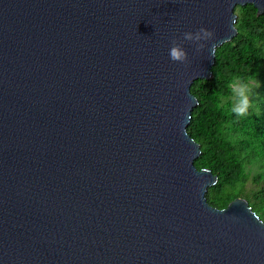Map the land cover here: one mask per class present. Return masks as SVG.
<instances>
[{
	"label": "water",
	"instance_id": "1",
	"mask_svg": "<svg viewBox=\"0 0 264 264\" xmlns=\"http://www.w3.org/2000/svg\"><path fill=\"white\" fill-rule=\"evenodd\" d=\"M264 0H0V264H264L247 199L212 206L187 133L235 8ZM182 42L187 64L173 62Z\"/></svg>",
	"mask_w": 264,
	"mask_h": 264
},
{
	"label": "trees",
	"instance_id": "2",
	"mask_svg": "<svg viewBox=\"0 0 264 264\" xmlns=\"http://www.w3.org/2000/svg\"><path fill=\"white\" fill-rule=\"evenodd\" d=\"M234 11L237 34L216 48L212 77L191 85L198 104L187 133L200 145L195 167L217 176V182L208 188V202L224 208L233 199L245 197L264 220V102L237 117L230 99V84L236 78L259 80L264 93V13L257 16L251 4ZM257 107L260 114L255 112ZM248 182L254 185L251 193L244 189Z\"/></svg>",
	"mask_w": 264,
	"mask_h": 264
},
{
	"label": "clouds",
	"instance_id": "3",
	"mask_svg": "<svg viewBox=\"0 0 264 264\" xmlns=\"http://www.w3.org/2000/svg\"><path fill=\"white\" fill-rule=\"evenodd\" d=\"M215 38H216L215 32L213 30H208L203 27L199 28L195 33L192 32L183 33V41L191 42L192 44H194L197 53L202 52L210 44V48H209L210 56H215L216 53L217 46L215 43H213ZM169 56L173 62H178L181 64H187L188 62L187 52L182 47V42H178L177 40H173L171 42V47L169 49ZM230 88L235 97V103L232 106L231 111L237 117L246 116L249 110L253 107L251 100V95H252L251 82L247 80H241L240 78H236L231 82Z\"/></svg>",
	"mask_w": 264,
	"mask_h": 264
},
{
	"label": "rangeland",
	"instance_id": "4",
	"mask_svg": "<svg viewBox=\"0 0 264 264\" xmlns=\"http://www.w3.org/2000/svg\"><path fill=\"white\" fill-rule=\"evenodd\" d=\"M251 84H252V95H251V100H252V104L253 106H255V104H260V103H263V91H261V83L259 80H256V81H251ZM231 101L233 102V105L235 103V97L234 95H232L230 97ZM258 106H262V105H258ZM255 112L259 113L261 112V109H259L258 107L255 108ZM255 172H252V175L254 174ZM254 188V185H252V183L248 182L246 185H245V190L246 192L252 190ZM252 191H250L251 193ZM248 194V193H247ZM245 198V197H244Z\"/></svg>",
	"mask_w": 264,
	"mask_h": 264
}]
</instances>
